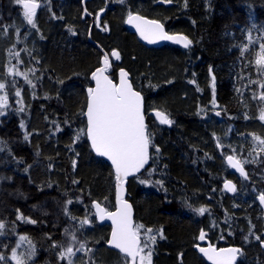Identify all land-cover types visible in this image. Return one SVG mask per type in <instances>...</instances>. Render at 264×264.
<instances>
[{
	"label": "trees",
	"instance_id": "obj_1",
	"mask_svg": "<svg viewBox=\"0 0 264 264\" xmlns=\"http://www.w3.org/2000/svg\"><path fill=\"white\" fill-rule=\"evenodd\" d=\"M57 1L40 10V34L18 43L33 46L29 71L26 48L18 60L9 47L22 7L0 0V264H16L11 255L21 236L26 264H62L75 218L95 217L93 200L114 207L116 175L85 133L87 87L102 57L93 41L119 49L110 76L126 67L145 98L151 160L127 188L136 231H160L152 264H210L194 249L202 230L218 246H239L236 264H264V0H155L157 11L143 9L145 0H94L89 9L106 11L91 41L81 0ZM126 5L185 33L190 46L146 45L124 25ZM116 30L122 36L112 42ZM205 106L217 110L209 114ZM154 108L169 122L158 121ZM229 154L246 177L230 168ZM226 178L237 183L233 195L223 189ZM97 226L103 233L94 236L95 227L92 236L104 242L110 225ZM93 237L82 241L91 246Z\"/></svg>",
	"mask_w": 264,
	"mask_h": 264
},
{
	"label": "water",
	"instance_id": "obj_2",
	"mask_svg": "<svg viewBox=\"0 0 264 264\" xmlns=\"http://www.w3.org/2000/svg\"><path fill=\"white\" fill-rule=\"evenodd\" d=\"M82 0L84 17L88 13L92 26L100 23L101 10L95 17L86 9ZM157 3L169 5L170 0H157ZM40 1L26 0L29 11L40 7ZM95 18V19H94ZM125 25L134 31L140 40L147 45L171 42L188 47L191 39L181 32H168L162 21L139 12H133L125 19ZM89 39H91V29ZM120 52L117 48L107 52L103 50L101 65L96 67L91 78L93 85L87 87V105L85 108L86 136L93 153L109 162L116 175L115 207L107 209L98 200L92 201L93 210L99 223H108L110 233L106 245L129 257L127 264H137L140 256L141 239L135 231V210L128 198V180L143 171L150 163V142L145 117V99L134 87L130 72L126 67L118 68L117 80L110 77L112 58L117 59ZM160 122L165 120V113L160 109L152 110ZM225 161L230 168L242 176L247 170L242 162L232 154L226 155ZM223 188L229 194L237 192V183L227 178ZM258 203L264 219V194L258 195ZM202 239L208 240L201 233ZM264 248V241L261 242ZM200 254L211 264H234L239 257V248L234 245L216 247L213 244L197 246ZM142 264V262H139Z\"/></svg>",
	"mask_w": 264,
	"mask_h": 264
},
{
	"label": "rangeland",
	"instance_id": "obj_3",
	"mask_svg": "<svg viewBox=\"0 0 264 264\" xmlns=\"http://www.w3.org/2000/svg\"><path fill=\"white\" fill-rule=\"evenodd\" d=\"M16 3H19L22 7V14L15 19V21L12 24V35H11V45H9L10 49H14L12 54L18 59L21 60L20 55L22 53V48H26V54L27 57L29 58L28 60V70L31 71L33 61L31 59L30 54L34 53L33 46L29 43L30 42V36L33 33L40 34L41 27L38 20L40 18V10L42 8H45V5L48 2H51V0H41L42 1V8L39 11L36 12H28L27 9L24 7L25 1L26 0H14ZM122 2H125V0H120ZM101 2V1H100ZM142 3L143 9L148 8L152 10H158L157 7H154L152 4H154L155 0H151V4L149 7H145V1H139ZM57 3L63 4L60 0L57 1ZM138 3V2H137ZM102 4V3H101ZM113 2L107 1L104 5L106 6H111ZM155 5V4H154ZM145 9V10H146ZM154 11V13H158ZM133 12V10L130 9V6L126 5V10H125V15L130 14ZM160 13V12H159ZM124 21V19H123ZM27 25L28 28L25 29L23 34L21 33V30L23 27ZM120 30V29H119ZM121 31V30H120ZM121 33L116 30L115 33L112 34L111 40L112 42H119V39L121 37ZM3 39H5L7 36L6 32L3 31L2 34ZM23 41H29L25 46L23 44L18 45L19 42ZM30 49V52L28 51ZM28 51V53H27ZM10 52L9 49L5 50L3 48V57L7 56L6 61H10L11 59L8 57V53ZM17 65V63H16ZM0 101H4V98L6 97V94L3 90V84L2 81L0 80ZM68 88H71L69 86ZM213 101H211L212 103ZM212 110V111H211ZM216 108L213 107H207L205 106V111H208L209 114L216 112ZM108 209H111V207H108ZM86 213V211H85ZM94 213V211H93ZM72 215V214H71ZM95 215V213H94ZM96 216L94 217L92 214H88L84 216L83 218L81 217H76L75 218V225L77 228V231L74 232V234L70 237V243L67 247L63 248L62 253H61V259H62V264H125L128 260V258L124 255H119L121 253H116L113 252L112 249L108 248L106 245V241L108 239V236H105V241L102 242L99 240L101 237L94 238L92 235V231L97 227L94 231V236L96 233H103V230L98 228L97 224V219ZM97 221V222H96ZM110 232V231H109ZM138 234L140 237H142L145 240V243L142 244L140 243V254H141V259H142V264H152L153 263V243L155 242V239H152L155 235H159L160 231H156L153 229H149L146 227H139V230H137ZM83 235L88 236V237H93L95 240H98L97 243L89 246L87 243L82 241ZM26 242L27 238L25 236H21L18 238L16 242V246L13 249L12 255H11V261L16 264H26L27 262V257L25 256V247H26ZM142 242V239H141ZM1 257V256H0Z\"/></svg>",
	"mask_w": 264,
	"mask_h": 264
},
{
	"label": "flooded vegetation",
	"instance_id": "obj_4",
	"mask_svg": "<svg viewBox=\"0 0 264 264\" xmlns=\"http://www.w3.org/2000/svg\"><path fill=\"white\" fill-rule=\"evenodd\" d=\"M63 1H65V0H63ZM82 1V0H81ZM91 1H94V0H88L87 2H91ZM100 2V0H98L97 1V3H99ZM97 10L94 12V11H92L91 9H88L90 12H92V13H95L94 15H98V13L102 10L103 11V13H102V15H101V21H102V17H103V15H104V13H105V11H106V7L105 6H101L100 7V5H97V8H96ZM91 25L90 26H92V18H91ZM94 27V25L92 26V28ZM167 29H168V31L169 32H171L172 30L170 29V28H168V27H166ZM159 45H161V44H159ZM155 46H158V45H155ZM110 50V49H109ZM110 52V51H109ZM118 60L116 59V60H112V64L114 63V62H117ZM114 65V64H113ZM207 240H208V242H206V241H204L203 239H202V235H201V237H199V240L194 244V249L196 250V252L198 253V255L200 256V257H202L203 259H205L201 254H200V252H199V250H198V248H197V246L199 245V246H205V245H208V244H213L214 245V243L211 241V239L209 238V237H207L206 235L204 236ZM216 247H219L218 245H216ZM206 260V259H205ZM129 261V259L127 260V262ZM207 261V260H206ZM127 262L125 263V264H127ZM208 262V261H207ZM209 263V262H208ZM140 264V263H139Z\"/></svg>",
	"mask_w": 264,
	"mask_h": 264
},
{
	"label": "bare ground",
	"instance_id": "obj_5",
	"mask_svg": "<svg viewBox=\"0 0 264 264\" xmlns=\"http://www.w3.org/2000/svg\"><path fill=\"white\" fill-rule=\"evenodd\" d=\"M157 1V0H156ZM171 1V3H172V0H170ZM159 4V3H158ZM170 5V4H169ZM172 30V29H171Z\"/></svg>",
	"mask_w": 264,
	"mask_h": 264
}]
</instances>
